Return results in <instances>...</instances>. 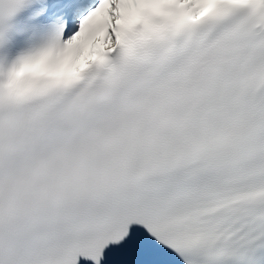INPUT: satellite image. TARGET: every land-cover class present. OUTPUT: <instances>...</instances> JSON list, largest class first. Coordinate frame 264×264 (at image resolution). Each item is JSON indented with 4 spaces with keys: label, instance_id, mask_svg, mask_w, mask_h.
Returning a JSON list of instances; mask_svg holds the SVG:
<instances>
[{
    "label": "snow or ice",
    "instance_id": "obj_1",
    "mask_svg": "<svg viewBox=\"0 0 264 264\" xmlns=\"http://www.w3.org/2000/svg\"><path fill=\"white\" fill-rule=\"evenodd\" d=\"M0 264H264V0H0Z\"/></svg>",
    "mask_w": 264,
    "mask_h": 264
}]
</instances>
